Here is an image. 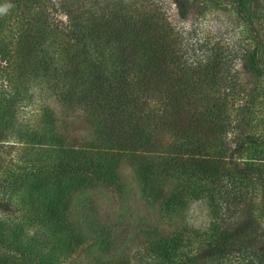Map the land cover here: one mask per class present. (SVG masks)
<instances>
[{
  "label": "trees",
  "instance_id": "1",
  "mask_svg": "<svg viewBox=\"0 0 264 264\" xmlns=\"http://www.w3.org/2000/svg\"><path fill=\"white\" fill-rule=\"evenodd\" d=\"M159 1L0 0L8 6L0 14V65L13 86L12 100L33 94L43 100L36 104L39 120L20 135L21 149L34 153L16 181L26 188L22 202L53 237L60 257L90 264L91 249L108 252L117 238L94 216L75 217L71 193L96 186L121 191L118 168L129 158L143 199L159 207L162 221L111 264H132L133 258L264 264V125L260 136L248 128L253 109L264 104V0ZM223 1L250 33L228 44L201 38L195 49L183 48L192 26L181 37L174 24ZM58 14L65 17L60 25L51 21ZM11 20L15 27L4 26ZM57 48L63 60L53 57ZM223 83L229 90H221ZM235 100L241 101L226 113ZM14 116L0 110L1 121ZM78 118L90 138L72 137ZM246 147L253 155L241 158ZM38 191L46 193L43 199ZM197 200L211 215L202 232L175 218ZM9 260L52 264L48 253L31 257L19 247L0 264Z\"/></svg>",
  "mask_w": 264,
  "mask_h": 264
},
{
  "label": "rangeland",
  "instance_id": "2",
  "mask_svg": "<svg viewBox=\"0 0 264 264\" xmlns=\"http://www.w3.org/2000/svg\"><path fill=\"white\" fill-rule=\"evenodd\" d=\"M155 1L161 4V1ZM216 5L208 11L206 9L204 13H192L190 21L186 23L177 22V24H174L180 32L178 33L182 35L181 37L183 35L187 36L190 33V26H192L193 38L190 41L184 38L181 44L183 48L195 49L196 40L201 38L202 40L203 38L212 41L219 40L228 44L250 33L248 26L236 16L230 2L223 1L221 5L219 3ZM163 8L167 10L169 15H172V7L165 4ZM18 11L20 9H14L15 13H18ZM171 18L169 19L172 23L176 21L174 13ZM56 20L60 25L65 17L58 14L51 19L52 22ZM4 26L15 27L16 24L11 20ZM58 38L56 42L62 44L64 38ZM253 45L254 43L251 42V46ZM53 57L57 61L63 60V54L58 48L53 53ZM4 73L6 72L1 64L0 110L7 108L8 113H13L15 118L11 120L5 117L2 121L0 120V258L4 254H12L14 247H19L30 254L31 257L48 253V256L52 259V264H69L59 256L56 243L53 237L48 234L46 228L35 222L37 219L36 214L28 205L23 204L22 198L26 197V188L16 182L20 177L26 175V170H28L34 156L33 151L21 149L23 140L20 135L26 129L30 130L28 127L39 120L36 104L43 102V100H39V97L34 96V94L31 98L16 96L17 100H12V98H15L14 89L12 85H8L9 82L4 81ZM238 83H240V80ZM221 88L224 91L229 90L227 83H223ZM34 92L38 91L35 87H32L31 93ZM240 101L235 100L232 106L226 108V113H230L232 108L236 107ZM263 113L264 104L257 105L253 109V116L248 118V122L251 121L248 123V128L254 129L255 135L258 136L263 134ZM231 115L233 116L232 113ZM8 118L10 117L8 116ZM81 121L84 120L81 118L73 119L75 123L70 127L74 132L72 137L77 140L91 137V130L86 127L84 122L76 123ZM252 155L251 148L246 147L240 157L248 158ZM133 165L128 158L119 166L118 170L122 184V189L119 192L96 186L71 193V201L74 204L72 209L75 217L81 218L85 214L94 216L95 219L101 222V225L111 227V231L117 238L115 246L108 252H99L95 248L91 249L92 264H111L110 261L114 259L117 262L122 253L131 250L130 248L134 246L135 241L140 239L139 237L143 231L147 230L149 226L153 227L154 224L162 221L159 207L155 204H149L143 199L141 183ZM34 193L40 199H43L46 195V193L44 195L39 194V191ZM253 204L255 211L259 213L262 203L260 189L256 185L253 193ZM175 218L183 220V224L189 226V228H196L197 231L202 232L210 223V209L202 201H192ZM261 221H264V219H261ZM133 261L132 264L147 263L134 260V258ZM8 262L10 264V260Z\"/></svg>",
  "mask_w": 264,
  "mask_h": 264
},
{
  "label": "clouds",
  "instance_id": "3",
  "mask_svg": "<svg viewBox=\"0 0 264 264\" xmlns=\"http://www.w3.org/2000/svg\"><path fill=\"white\" fill-rule=\"evenodd\" d=\"M8 6H0V14H4L7 11Z\"/></svg>",
  "mask_w": 264,
  "mask_h": 264
}]
</instances>
